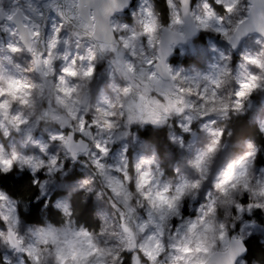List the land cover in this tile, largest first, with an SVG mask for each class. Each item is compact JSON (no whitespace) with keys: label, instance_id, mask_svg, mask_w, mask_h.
I'll return each instance as SVG.
<instances>
[{"label":"snow or ice","instance_id":"obj_1","mask_svg":"<svg viewBox=\"0 0 264 264\" xmlns=\"http://www.w3.org/2000/svg\"><path fill=\"white\" fill-rule=\"evenodd\" d=\"M165 3L167 25L151 0H142L131 24L121 19L130 0H27L13 10L0 7L3 135H26L46 154L47 146L33 137L32 129L37 119L58 121L61 131L50 133V139L59 142L72 161L86 158L117 211L116 218L102 213L100 231L90 232L76 226L67 199L57 200L55 207L66 218L62 226L48 224L21 234L14 202L0 192V219L6 225L0 229V241L31 264H244V229L230 235L227 217L232 208L238 214L233 220L264 211V175L254 174L257 148L251 141L244 142L246 150L227 162L216 178L214 188L226 205L225 219L217 218L212 192L194 219H185L181 206L186 197L196 198L192 193L201 189L221 152L225 131L215 127L217 121L248 112L254 107L253 94L264 93V0ZM50 16L56 19L46 31ZM201 30L218 33L231 49H242L241 62L232 67L230 57L221 53L224 63L212 75L174 70L168 58L177 47L183 51L180 45H190ZM18 56L25 58L23 64L16 62ZM99 60L107 61L115 96L90 107L80 92L92 83ZM45 99L49 107L41 112L38 105ZM172 117L180 119L178 127L185 133L199 120L210 137L191 160L199 179L182 178L174 185L157 180L154 158L141 157L130 164L119 153L118 164L105 162L109 145L129 137L133 125H164ZM253 119L264 131V117ZM179 143L183 147V138ZM14 168L33 173L46 169L51 176L63 172L66 164L59 155L41 158L17 151L15 143L10 149L0 143V173ZM33 183L41 195L48 191L49 181ZM88 185L84 180L79 186ZM243 194L249 203L239 201ZM174 218L180 222L174 225Z\"/></svg>","mask_w":264,"mask_h":264},{"label":"rangeland","instance_id":"obj_2","mask_svg":"<svg viewBox=\"0 0 264 264\" xmlns=\"http://www.w3.org/2000/svg\"><path fill=\"white\" fill-rule=\"evenodd\" d=\"M141 2L142 0H133L129 9L121 13V19L123 22L129 24L133 22L134 17L132 14L138 11V7ZM151 2L154 5V1L151 0ZM26 3L27 0H0V7H3L6 10H13L18 4L25 5ZM55 19L56 18L54 16H50L48 18V27L46 28V31H50L51 24L55 22ZM168 22L165 25H167ZM201 31H204L206 33L205 42H196L195 39L191 40V44L188 46L180 45V47H185L184 50L181 51V49L177 47V49L171 55V57L174 56L175 59L172 60L171 57L168 59L169 64L173 67L174 70H182L184 73L193 76L197 74L212 75L218 70L215 69L216 66L220 65L222 67V64L224 63V61L221 59V53H223L225 56L230 57L229 63L232 67H235L241 62L240 57L242 49H237L236 51H233L228 45V42L224 40V38L218 33L205 30ZM184 57H189V61L185 62L183 60ZM16 62L23 64L25 62V58L18 56L16 58ZM98 63H96V66ZM102 65L103 68L99 70V72H96L92 83L83 86L80 92V95L88 97L90 107H96L106 96H115V91L112 87V80L108 72L107 61L105 60L104 64ZM77 83H79V81ZM20 94L23 93L21 92ZM71 100H75V96H72ZM252 100L254 107L247 113L250 115V119L252 121L258 122L257 120L253 119V116L264 117V93H254L252 96ZM48 107L49 104L47 100L45 102L43 100L38 105V110L42 112L45 111ZM21 111H23V109H21ZM60 114L62 115L63 112L61 111ZM89 115H91L90 112ZM34 119L37 118L34 117ZM171 119H174L177 125L180 123V119L178 117H172L166 124L171 126ZM145 125L148 124L133 125L131 128V135L129 137L125 138L124 140L114 141L113 143H111L109 145L111 151L109 156L105 158V162L113 165L118 164L119 160L117 159V154L119 153H123V156L128 159L130 164L134 163L137 159L141 157L154 158L156 165L159 167V172L156 175L157 180H161L163 182H171L172 184H175L178 183L182 178L189 180H195L200 178L198 172L192 167L191 160L196 154V152L209 142L210 137L208 136V133L203 130L202 124L199 120L193 122V127L188 133L183 132L181 128L180 132H176L175 130H171L170 132V139L172 140L174 150L167 152V158L169 160L170 167H173L172 175L166 172V168L164 165L161 164V161L159 160L153 146L150 143L146 142L142 137H140L134 130L135 127H144ZM215 127H221L225 129L224 120H218L217 125H215ZM1 130L3 133L4 130ZM56 131L61 130L59 129V122L55 120L44 121L37 119L36 126L32 129L33 137L39 139L41 143H44L47 146L46 154L39 152L38 146L28 142L26 135H22L19 132H16V134L12 133L11 137L4 136L6 139H9L7 144L4 143L1 139L0 143L4 145L6 144L5 147L9 149L12 144L15 143L17 151H20L21 153L39 155L41 156V158H46V156L51 155H59L61 159L64 160L66 168L61 173H56L50 176L47 173L46 169H43L39 172L42 175L39 176V181L41 183H43L44 181H49V184L47 185L48 191L44 194L47 197L50 196V194H52L56 189H64L65 194H62L61 196L57 197V200H68L69 194L73 190L81 188L79 185L82 181L88 180L89 185L87 186V188L83 189L86 191V193L93 195L97 206V214L100 218L99 229L95 231H89L99 232L103 224L102 213H106L112 216L113 218H116L117 211L111 209L108 206V203L104 199V195L102 194V190L100 189L98 180L95 176V170L87 162L86 158L82 157V160L84 162L83 164L78 166V169L81 173L80 176L72 181L65 179L68 174L73 172V166L72 163H70L69 165L67 164V161L70 159V157H66L64 155V150L62 149L59 142H55L50 139V133H54ZM179 138H183V140L185 141L183 147L179 143ZM244 142L245 141H241L235 144H231L227 136L223 137L220 149L221 152L218 154L217 160L210 169L207 178L202 182L201 189L197 194L196 198L193 199L189 196L186 197L185 200L182 202L181 215L185 219L195 218L199 205L202 203H206L207 194L209 192H213L214 184L220 171L223 169V167L226 166L227 162H229L233 158L238 157L246 150L244 147ZM189 145H191V147H189ZM254 174L257 178L264 175V166H260L254 163ZM101 182L103 183L102 180ZM88 188H90L91 191H88ZM0 192L2 191L0 190ZM108 193L111 196L109 191ZM238 199L241 203L244 204L250 202L247 194L241 195ZM217 209V214H219L220 219H225L227 213L226 205L223 203V200H221L219 204H217ZM230 211L232 212V216L227 217L230 235L240 234V229L243 228L244 239L251 233H258L261 236V239L264 241V225H259L253 219L248 218L247 214L249 215L250 213H245L243 215L242 220H233L232 217L238 214L235 212L234 208L230 209ZM16 214L19 218L17 230L21 234H27L29 229L35 230L41 227H46L48 225L46 224L43 226H39L24 223L19 217L18 213ZM179 222V219L174 218L172 223L175 225ZM5 228L6 225L4 224L3 220L0 219V229ZM27 260L28 259L23 254L14 252L9 247L4 245L2 241H0V264H29V262L27 263Z\"/></svg>","mask_w":264,"mask_h":264},{"label":"trees","instance_id":"obj_3","mask_svg":"<svg viewBox=\"0 0 264 264\" xmlns=\"http://www.w3.org/2000/svg\"><path fill=\"white\" fill-rule=\"evenodd\" d=\"M154 8L159 13L162 22L166 24L169 18V9L165 0H153ZM205 32L201 31L200 36L195 41L205 42ZM172 60L175 57H171ZM177 59V58H176ZM185 62L189 61V57H184ZM105 60L98 61L96 72L103 68ZM46 99L44 100V102ZM225 135L231 144L241 141H251L257 148V154L254 163L264 166V131H261L259 123L252 121L250 115L246 112L243 114H232V116L224 120ZM172 125H145L144 127H135L136 133L142 137L146 142L150 143L161 164L165 166L166 172L173 174V167H170L167 158V152L173 151V143L170 139L171 130L180 132V128L174 119H171ZM16 134V132H14ZM0 139L7 144L9 139H6L0 129ZM5 144V145H6ZM82 157L76 161L71 158L67 161L69 165L72 163L73 172L68 174L65 179L72 181L80 176L78 166L83 164ZM40 173H33L30 169L20 170L14 168L12 172L4 174L0 173V190L5 193L14 203L17 213L21 220L27 224L43 226L52 224L55 226H62L66 222L61 209L55 207L57 197L65 194L64 189H56L50 196L41 195L39 185L33 181L40 180ZM98 180L104 199L111 209L112 201L107 188L101 182L99 176L95 173ZM69 203L73 209V217L76 226L84 227L87 230H98L100 227V218L97 214V206L93 195L86 193L83 188L73 190L69 194ZM116 210V209H114ZM247 217L253 219L257 224L264 225V211L253 210ZM247 246V253L240 257L245 264H264V241L258 233H251L244 239ZM30 261L27 260V263Z\"/></svg>","mask_w":264,"mask_h":264},{"label":"clouds","instance_id":"obj_4","mask_svg":"<svg viewBox=\"0 0 264 264\" xmlns=\"http://www.w3.org/2000/svg\"><path fill=\"white\" fill-rule=\"evenodd\" d=\"M209 174V173H208ZM204 180H202L201 181V184H202V182H203ZM163 182V181H162ZM171 183V182H170ZM174 185V184H173ZM199 191H200V189L199 190H196V191H194L193 193H192V195H197L198 193H199ZM213 196L216 198V200H217V204H219V202L221 201V200H223V197L219 194V192L214 188V190H213ZM191 197V196H190ZM217 218L218 219H220V216H219V214H217Z\"/></svg>","mask_w":264,"mask_h":264},{"label":"water","instance_id":"obj_5","mask_svg":"<svg viewBox=\"0 0 264 264\" xmlns=\"http://www.w3.org/2000/svg\"><path fill=\"white\" fill-rule=\"evenodd\" d=\"M132 1H133V0H130V5L127 7V9H126L125 11H127V10L129 9V7H130V6H131V4H132ZM125 11H123V12H125ZM199 36H200V31H199V32H197V33L195 34V36H193V37L191 38V40L198 39V38H199ZM232 50H233V51H236L237 49H235V50H234V49H232ZM170 57H171V56H170ZM170 57H169V58H170ZM169 58H168V59H169ZM245 245H246V243H245ZM246 247H247V246H246ZM246 253H247V252H246ZM246 253H244V255H245ZM244 255H243V256H244Z\"/></svg>","mask_w":264,"mask_h":264}]
</instances>
